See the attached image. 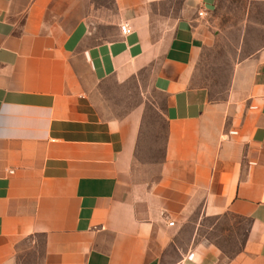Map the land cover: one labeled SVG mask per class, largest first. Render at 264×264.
I'll use <instances>...</instances> for the list:
<instances>
[{
  "label": "crops",
  "instance_id": "crops-1",
  "mask_svg": "<svg viewBox=\"0 0 264 264\" xmlns=\"http://www.w3.org/2000/svg\"><path fill=\"white\" fill-rule=\"evenodd\" d=\"M220 3L0 0V264H264V45L202 85Z\"/></svg>",
  "mask_w": 264,
  "mask_h": 264
},
{
  "label": "rangeland",
  "instance_id": "rangeland-1",
  "mask_svg": "<svg viewBox=\"0 0 264 264\" xmlns=\"http://www.w3.org/2000/svg\"><path fill=\"white\" fill-rule=\"evenodd\" d=\"M217 19L221 24L219 43L198 67V80L221 97L228 84L236 54L250 53L264 45V0H221ZM246 21V24H229Z\"/></svg>",
  "mask_w": 264,
  "mask_h": 264
},
{
  "label": "built area",
  "instance_id": "built-area-1",
  "mask_svg": "<svg viewBox=\"0 0 264 264\" xmlns=\"http://www.w3.org/2000/svg\"><path fill=\"white\" fill-rule=\"evenodd\" d=\"M199 15H202V12H199ZM120 30H121L122 34H126V33H128L130 31L127 23H121L120 24ZM169 224L172 225L173 221H170Z\"/></svg>",
  "mask_w": 264,
  "mask_h": 264
}]
</instances>
